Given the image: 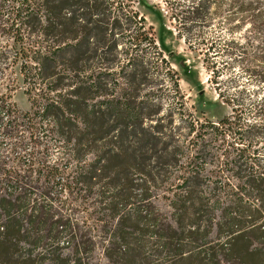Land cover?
I'll use <instances>...</instances> for the list:
<instances>
[{
	"label": "trees",
	"instance_id": "1",
	"mask_svg": "<svg viewBox=\"0 0 264 264\" xmlns=\"http://www.w3.org/2000/svg\"><path fill=\"white\" fill-rule=\"evenodd\" d=\"M162 1L230 114L195 116L135 0H0L35 61L0 68V264H264V0ZM237 65L263 86L223 88ZM212 163L231 176H205Z\"/></svg>",
	"mask_w": 264,
	"mask_h": 264
},
{
	"label": "rangeland",
	"instance_id": "2",
	"mask_svg": "<svg viewBox=\"0 0 264 264\" xmlns=\"http://www.w3.org/2000/svg\"><path fill=\"white\" fill-rule=\"evenodd\" d=\"M136 7L139 12L144 15L148 26H152L153 32L157 38L159 45L164 49L165 56L169 59L172 64V67L178 72L180 78V88L185 95V100L187 106L195 114V116L200 119H209V120H218L224 115L231 113V108L224 104L219 98L216 85L212 82L211 72L207 69L202 55L197 51L190 50L188 45L183 39H180L176 35V31L172 21L169 19V13L166 9V6L162 0H135ZM17 3H6L3 4L0 2V68L4 67H19L24 62H35L30 58L26 57L22 53V47L14 42L13 38L9 35L3 33L1 29H4V26H1V21H5L6 24H10L11 21L7 17V12L1 11V6L8 8V6H17ZM239 37V36H238ZM34 39V36L31 37ZM26 45V44H25ZM20 47V57H17L16 49ZM15 49V50H14ZM18 51V50H17ZM28 53V51H27ZM32 54V52H31ZM229 69L225 75V87L229 89L230 92H237L243 88L247 89V95L254 93L253 90H257L262 87L263 84H255L250 81L248 76L241 73L239 65L236 66V70ZM8 75H11V72L7 71ZM13 74V73H12ZM15 77L18 78L20 87L12 94V101L17 105L20 111H29L31 104L28 100V96L25 93L26 85L23 82V77L19 74L18 70L14 72ZM14 76V75H13ZM5 76H3L4 78ZM0 75V79H1ZM264 94V86L258 92ZM247 95L245 96L246 98ZM247 119L251 118V115L245 116ZM41 149H45L48 156L47 159L49 162H54L59 156L60 151L57 145L43 137L41 139ZM27 147H30L28 145ZM26 147V151L30 148ZM215 149V145L211 146ZM8 146L6 145L5 139L0 135V157L5 158L8 155ZM20 150V154L22 153ZM264 158L263 154L260 155L259 160ZM218 164H209L205 169L202 170V173L209 178H217L218 176L227 178L231 176V169L228 167L223 168L215 167ZM219 177V178H221ZM36 197V196H35ZM156 205L163 211L166 216H169L171 209L167 206V202L162 199L155 200ZM219 213V211H218ZM81 218V216H77ZM216 242L217 239L212 237ZM189 250H192L195 253V250H198L200 247L198 245H188ZM191 251V252H192ZM95 264H133L128 259H120L118 262H112L106 259L101 252H97L96 256L93 258ZM150 264H202L201 262L195 259L187 261H176L173 262L172 259H167L164 261H156L155 259H150ZM231 264V263H229Z\"/></svg>",
	"mask_w": 264,
	"mask_h": 264
}]
</instances>
